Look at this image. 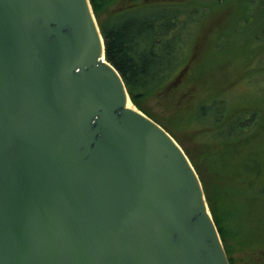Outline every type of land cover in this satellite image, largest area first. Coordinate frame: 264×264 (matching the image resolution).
<instances>
[{
	"label": "water",
	"instance_id": "1",
	"mask_svg": "<svg viewBox=\"0 0 264 264\" xmlns=\"http://www.w3.org/2000/svg\"><path fill=\"white\" fill-rule=\"evenodd\" d=\"M129 102L89 0H0V264H229L189 159Z\"/></svg>",
	"mask_w": 264,
	"mask_h": 264
},
{
	"label": "trees",
	"instance_id": "2",
	"mask_svg": "<svg viewBox=\"0 0 264 264\" xmlns=\"http://www.w3.org/2000/svg\"><path fill=\"white\" fill-rule=\"evenodd\" d=\"M235 1L126 0L109 10L107 5L113 0H89L105 60L120 75L131 104L174 139L195 170L229 264H238L240 259L233 257L237 250L226 222L244 215L245 220L247 213L245 208L232 210L228 195L234 192L255 208L264 205V151L260 150L264 114L256 108L232 112L231 101L225 97L228 91L214 90L212 69L218 70V83L225 89L241 76L246 84L264 76V0H246L234 9L230 4ZM206 8L217 13L213 34L222 35L210 52L233 58L255 50L252 62L243 58L235 65L236 58L224 57L212 69L209 59L198 67L193 49L206 21ZM243 27L248 29L245 37H236V29ZM239 42L243 46L238 50ZM239 63L244 68L241 72H237ZM230 66L234 75H219ZM155 97L157 107L163 108L157 113L148 104ZM187 134L198 143L194 155L182 144L180 136ZM242 242L245 246L246 240ZM259 249L264 255L262 245ZM263 255L255 258V264H264Z\"/></svg>",
	"mask_w": 264,
	"mask_h": 264
},
{
	"label": "rangeland",
	"instance_id": "3",
	"mask_svg": "<svg viewBox=\"0 0 264 264\" xmlns=\"http://www.w3.org/2000/svg\"><path fill=\"white\" fill-rule=\"evenodd\" d=\"M124 1L126 0H120V2L117 0V4L111 2L107 5V9L111 10V8H114L116 5L124 4ZM246 0H236L235 4H230V6H234V9L238 8V6L241 3H244ZM204 13H207L206 21L200 28L199 37L197 39L196 45L193 49L194 53V59L198 62V67L201 66L203 63V60L206 61V59H209L210 62L213 64L210 68L217 66L220 59L226 57L227 60L234 59L233 62H236L235 65L239 62L240 59H249L250 62L254 60V56L256 54L255 50L250 51V54L245 57H240L239 55H236L235 57L231 58L232 55H220L218 56L217 53L210 52V47H213L214 43L219 40V37H222L220 34H213L214 30L211 27L217 19V13L214 11L211 12L208 8L204 9ZM234 30V28H233ZM248 29L246 28H237L236 32L234 31L236 37H245ZM227 32H225L226 34ZM249 45L252 44L251 39L249 41ZM243 46V42H239L236 49H240ZM249 46H247L248 50ZM212 55V56H211ZM231 62V61H230ZM241 63H239L240 65ZM242 65L238 66L237 72H241L244 70L241 69ZM233 68L231 66L224 71H219V75L227 76L230 72V74L234 75V72L232 71ZM213 75L215 77V85L214 90H226L228 91V94L226 99H230L231 101V108L232 112H238L243 109H250V108H256L258 112H261L264 114V101H261L264 99V76L258 79L256 82L255 80L252 81V83H245L243 82L244 76L239 77L232 85L229 86L227 89H225V85H222L218 83L217 80V73L218 70H213ZM264 75V74H263ZM230 89V90H229ZM158 98H154L149 100V106L152 107V110L154 112H160L162 110V106L157 107ZM158 108V109H157ZM172 110V109H171ZM171 110H168L167 112L172 115ZM236 110V111H235ZM191 134V133H190ZM181 141L185 149H187L190 154L194 155L196 154V146L198 145L197 141H193L191 139V135L187 134V137L184 135L180 136ZM260 150L264 151V144L260 147ZM262 153V157L264 158V152ZM231 201L232 210H237L240 212L241 209L245 208V213H247V219L238 220L232 218V221L230 223L226 222V227L228 230H230L231 235L233 237V240L230 241L232 244L236 247V253L233 254L234 259H240V262L238 264H255V258H258L259 255H263L261 250L259 249V245H262L263 251H264V205L258 206L255 208L254 205H250V203L244 204L243 198H239L237 194L234 192H231L228 195L227 202ZM240 204V206H238ZM241 208V209H239ZM238 212L231 211V213L235 216L238 215ZM244 220V221H243ZM246 240L247 248L241 249L240 247H245L243 245L242 241ZM250 248V249H249ZM264 256V255H263ZM244 260V261H243Z\"/></svg>",
	"mask_w": 264,
	"mask_h": 264
},
{
	"label": "bare ground",
	"instance_id": "4",
	"mask_svg": "<svg viewBox=\"0 0 264 264\" xmlns=\"http://www.w3.org/2000/svg\"><path fill=\"white\" fill-rule=\"evenodd\" d=\"M129 107H132L131 102L128 103Z\"/></svg>",
	"mask_w": 264,
	"mask_h": 264
}]
</instances>
